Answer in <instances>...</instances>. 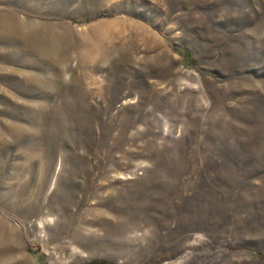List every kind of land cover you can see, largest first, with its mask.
I'll return each instance as SVG.
<instances>
[{"label": "rangeland", "instance_id": "1", "mask_svg": "<svg viewBox=\"0 0 264 264\" xmlns=\"http://www.w3.org/2000/svg\"><path fill=\"white\" fill-rule=\"evenodd\" d=\"M261 253L264 0H0V264Z\"/></svg>", "mask_w": 264, "mask_h": 264}, {"label": "trees", "instance_id": "2", "mask_svg": "<svg viewBox=\"0 0 264 264\" xmlns=\"http://www.w3.org/2000/svg\"><path fill=\"white\" fill-rule=\"evenodd\" d=\"M106 16H111V14H109V15H106ZM261 255L264 257V254H263V253H261Z\"/></svg>", "mask_w": 264, "mask_h": 264}]
</instances>
